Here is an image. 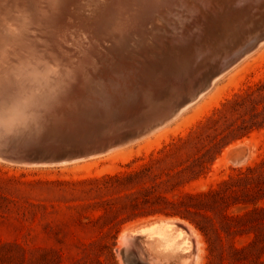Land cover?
Instances as JSON below:
<instances>
[{
	"label": "rangeland",
	"instance_id": "obj_1",
	"mask_svg": "<svg viewBox=\"0 0 264 264\" xmlns=\"http://www.w3.org/2000/svg\"><path fill=\"white\" fill-rule=\"evenodd\" d=\"M263 2L250 6L252 20L242 24L241 42L227 32L219 40L216 33L215 42L197 32L186 37L179 23L201 22L175 16L172 42L161 43L164 49L169 45L165 59L137 54V60H154L160 69L151 66L152 77L170 74L171 67L188 71L194 64L191 77L202 82L201 73L219 59L215 52L228 51L235 42L249 44L264 32ZM174 43L185 53L177 49L174 57L169 52L177 48ZM210 56L215 61L209 65ZM132 63L123 70L140 65L136 59ZM159 80L166 87L149 85V120L161 111L157 92L173 102L187 91L180 81ZM169 219L189 225L199 240L194 246L199 255L194 248L184 251L187 262L177 259L180 264H264V41L177 117L143 138L60 165L0 160V264H170L176 259L169 260L161 248L150 251L155 244L148 235L137 242L141 253L120 242L126 229Z\"/></svg>",
	"mask_w": 264,
	"mask_h": 264
},
{
	"label": "bare ground",
	"instance_id": "obj_2",
	"mask_svg": "<svg viewBox=\"0 0 264 264\" xmlns=\"http://www.w3.org/2000/svg\"><path fill=\"white\" fill-rule=\"evenodd\" d=\"M260 4L261 0H0V69L2 72L10 73L18 83L37 81L68 85L75 80L82 89L80 92L86 96L90 92L93 96L101 97L105 90L108 93L114 90L119 93L133 94L135 89L145 88L152 82V84L158 82L163 87L165 83L163 84L162 79L159 80L160 76L172 78L171 82L180 81L187 88H191L199 79L197 78L199 76L191 77L194 64H191V67L188 66L190 73L185 66L174 69L169 66L170 74L166 72L164 76L162 74L152 77L149 75V71H152L151 66H157L158 70L160 67L153 63L154 60H148L144 64L141 60H137L136 55L143 54L146 58L157 56L159 59L160 57L165 59L163 56L168 53L169 45L168 49H164L161 43L172 42L174 24L177 23L172 17L183 16L182 18L187 19L188 22L192 20L201 22V24H181L179 20L178 26L181 27V32L183 30L186 32V37L197 32L200 36L204 35L203 37L213 39L217 33L219 40V36L221 38L224 35L223 31H228L227 33L231 36H235L239 31L237 27L243 26L242 24L245 27V23L248 26V21L252 18L249 17L251 16L249 15L250 6ZM231 21L236 23L232 24ZM262 25L264 26V23ZM242 28L240 30H243ZM106 36L112 37L108 39ZM178 46L180 45H177V48L174 46L176 48L174 50L170 48L169 52L173 51L172 55H177L178 50L183 53L184 48L186 47L187 50L189 45L186 43L185 47L183 46V52ZM195 47L198 49L197 45ZM160 50H162V56ZM111 59L122 65H128L136 59L140 65L129 67L130 72L126 73L127 76H123L122 66L117 68L115 65L107 66L111 63ZM166 59L169 61V58ZM162 66H164L163 63ZM196 67L198 66H195L194 70L197 69ZM121 78L124 80L121 81ZM97 80L103 81L105 89L100 87ZM83 82L86 84L84 85ZM164 97L161 101V111H157V116L165 117L168 109L172 108L170 101L172 97L168 96L167 100V96ZM178 97L180 95L173 98L177 101L176 105ZM0 160L3 159L0 158ZM173 220L175 221L160 220L159 223L144 229L143 233H146L155 244L149 246L150 251H153L152 247H158L169 258L180 260L184 251L196 247L199 240L194 237L189 225L177 219ZM129 229H126L124 233ZM134 241L122 235L120 242L127 250L133 247L139 250L141 242L137 244ZM193 252L196 254L197 248H194ZM186 257L188 259L190 255ZM182 259L183 263L187 262L184 258Z\"/></svg>",
	"mask_w": 264,
	"mask_h": 264
},
{
	"label": "water",
	"instance_id": "obj_3",
	"mask_svg": "<svg viewBox=\"0 0 264 264\" xmlns=\"http://www.w3.org/2000/svg\"><path fill=\"white\" fill-rule=\"evenodd\" d=\"M241 28V25L237 27L239 38L245 31ZM223 34L225 36L226 31ZM256 38L244 46L235 43L228 51L215 52L219 53L216 55L219 59L201 73V77L205 76L203 81L196 82L191 88L186 87L187 91L179 94L177 105L176 100L171 102L172 108L165 117L157 116L156 111L150 120L146 118L152 113L147 108L151 98L149 86L135 89L133 94L105 90L101 97L90 92L86 96L80 92L82 89L75 80L68 85L37 81L18 83L10 73L0 72V117L14 129L11 134L0 133V158L29 165H60L101 156L143 138L173 120L208 91L219 77L264 41V32ZM211 40L217 41L215 37ZM202 47L201 44L198 49ZM214 57L210 56L206 64ZM114 65L116 68L122 66L121 72L127 76L122 64L112 60L109 67ZM97 83L104 86L102 80ZM162 93H157L154 101H162L165 98ZM5 99L8 101L7 111L3 104ZM159 222L134 226L123 237L142 242L147 235L143 230ZM176 261L170 264H176Z\"/></svg>",
	"mask_w": 264,
	"mask_h": 264
},
{
	"label": "clouds",
	"instance_id": "obj_4",
	"mask_svg": "<svg viewBox=\"0 0 264 264\" xmlns=\"http://www.w3.org/2000/svg\"><path fill=\"white\" fill-rule=\"evenodd\" d=\"M3 104H4L5 111H7V104H8L7 99L3 101ZM13 130L14 129L11 127L8 121L4 119L3 117H0V133L7 135V134H11Z\"/></svg>",
	"mask_w": 264,
	"mask_h": 264
},
{
	"label": "trees",
	"instance_id": "obj_5",
	"mask_svg": "<svg viewBox=\"0 0 264 264\" xmlns=\"http://www.w3.org/2000/svg\"><path fill=\"white\" fill-rule=\"evenodd\" d=\"M206 195L205 193L202 194H189V197L193 198V199H198L199 197ZM178 214H182L180 213V211H178Z\"/></svg>",
	"mask_w": 264,
	"mask_h": 264
}]
</instances>
